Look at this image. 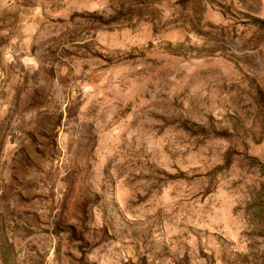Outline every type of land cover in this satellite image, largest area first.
Wrapping results in <instances>:
<instances>
[{"label": "rangeland", "instance_id": "rangeland-1", "mask_svg": "<svg viewBox=\"0 0 264 264\" xmlns=\"http://www.w3.org/2000/svg\"><path fill=\"white\" fill-rule=\"evenodd\" d=\"M0 264H264V0H0Z\"/></svg>", "mask_w": 264, "mask_h": 264}]
</instances>
